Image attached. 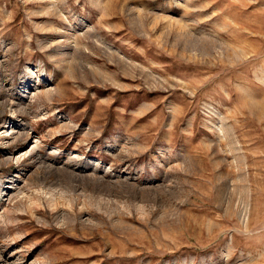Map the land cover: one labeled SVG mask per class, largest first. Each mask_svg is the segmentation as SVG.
I'll list each match as a JSON object with an SVG mask.
<instances>
[{
	"label": "rangeland",
	"instance_id": "374dc122",
	"mask_svg": "<svg viewBox=\"0 0 264 264\" xmlns=\"http://www.w3.org/2000/svg\"><path fill=\"white\" fill-rule=\"evenodd\" d=\"M0 264H264V0H0Z\"/></svg>",
	"mask_w": 264,
	"mask_h": 264
}]
</instances>
